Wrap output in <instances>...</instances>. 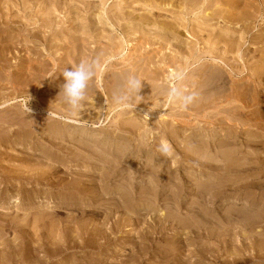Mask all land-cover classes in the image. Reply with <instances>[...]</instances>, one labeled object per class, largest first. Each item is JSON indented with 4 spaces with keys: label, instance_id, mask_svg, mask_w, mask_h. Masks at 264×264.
<instances>
[{
    "label": "rangeland",
    "instance_id": "obj_1",
    "mask_svg": "<svg viewBox=\"0 0 264 264\" xmlns=\"http://www.w3.org/2000/svg\"><path fill=\"white\" fill-rule=\"evenodd\" d=\"M90 1L92 3L90 4L91 6L87 4ZM129 1L37 0L35 5H31L26 10L23 22L25 21L24 23L28 24L26 27L33 29L36 24L40 23L38 20L46 16L50 8L53 11L56 9L54 16L56 19L55 23L58 22V24L56 23L57 25H55L51 34H55L57 37L53 35L49 42H46L45 38H34L33 41H29L30 43L23 37L15 38L18 42V50L22 46L28 45L35 51V57L41 54V59L39 58L41 64L36 63L37 69H41L44 64H48V69L45 72H39L37 83L27 87L26 90H21L22 92L19 95L11 91L13 87H10V83L0 81L3 83L2 87H6L0 90L4 94L6 93V98L3 93L0 94V97L3 95L0 98V103L4 99L6 101L8 97L11 103L14 102V105H12L13 110L10 105H8L10 110L8 107L5 108L10 115L3 108L5 111L0 109V116L6 113L10 117H13V115L15 117L18 113L20 115V111L21 113L22 111L24 113L30 112L33 115H29L30 117H26L23 113L20 115L21 117L17 115L16 117H20V124L13 126H8L7 124V127L5 126L0 131V176H2L0 180L6 177L5 181L0 182V214L9 216V218L17 215L18 217L20 216V219H30V226L26 227L24 235L20 236V238L23 242L32 240L34 243L37 240L51 239L55 241L71 237L70 228L75 224L74 220L79 222V220L93 219L95 223H105L108 227L111 226L113 221H118L117 228L111 235V238H114V249L113 247L104 248L101 253L98 250L87 248L70 249L66 253H55L53 251L46 253L41 250L36 255L34 254V258H42L45 262L44 264L68 263L74 258L80 261L83 256L97 258L99 253L111 255L110 258L107 256L109 258L107 264L110 262L119 263L122 256V258H125L131 251V255L138 251L139 245L137 244L142 241L140 233L145 228L151 230L156 224L154 220L157 217H163L164 215H170L171 217L172 214V222H166L167 229L161 234L152 232V235L154 234L152 236L153 245L152 249L148 251L151 253L146 252V255L143 254L144 257L141 256V259L138 256L137 264H159L162 261L164 262L161 264H264V141L262 142L264 137L257 134V132L264 134V92H260L258 97L252 98L251 96L253 87H255L253 86L254 82L257 83L258 80V78H255L254 71L264 66V58L261 52L264 50V46L260 43L264 39V0H213L214 3L218 1V4L216 5L215 3L214 5L212 2L213 6L210 7V10L205 9L206 11H202L203 14L207 12L208 18L210 16L213 20L205 18L206 14L203 15L204 17L201 16L202 13L199 9L198 11L196 9L197 12L193 11L192 14L184 15V19L179 11L185 7L187 8L188 5L185 6L184 2H182L183 0L166 2L167 4L171 3L169 8L175 10L172 11L173 13H165L162 9L165 6L164 3H162L161 7L159 6L163 11L154 4L141 2L140 6L137 3L135 5L138 8L135 6L136 13L133 21L141 23L140 18L142 16L144 18L150 17L153 21L148 18V22L152 23L145 24V31L147 30L149 34L146 31L144 36L139 24L134 23L137 26L132 23V25H127L126 29H129L131 33L130 39L126 38L121 27L116 25L121 20L118 22L114 21L115 24L113 25L114 22L110 18L113 14L119 12L121 7H127ZM249 1L252 5L251 7L248 5V8H245V12L253 13L251 14L252 16H246L248 20H245V15H247L245 13L238 22H228L227 19L230 20L232 18L234 20L238 17L242 9L246 7L244 4L246 3L245 5H247ZM7 2V4L4 0L0 2V8L4 9L5 12L7 7H9L8 5L10 3V5L14 4L15 1L9 0ZM238 2H242V4H238ZM45 5L47 6L46 8ZM232 5L241 6L238 9H230ZM154 6L158 7L159 10ZM240 8H242L241 11ZM137 9L139 10L137 11ZM214 10L217 14H215L216 16H211ZM157 12L163 13V16L157 19L155 15ZM208 13L211 14L208 15ZM222 13L225 18L219 15ZM153 16L155 17L154 19ZM89 20H91L90 24H88ZM122 21L125 20L122 19ZM162 23L165 26L168 25V27L173 24L175 25L172 26L173 28L177 27L176 29L171 27L167 30L168 28L163 26ZM161 24L162 28H165L164 30L160 28ZM239 25L242 28L232 35L236 41L241 37L245 38L243 49L238 55L236 48L231 51L226 50V45L224 46L223 44L224 40L220 37L228 32L233 34L235 31L234 27ZM13 29L22 30L21 27H14ZM32 29L31 31L34 30ZM172 29L174 32H171ZM47 32L40 31L39 33L43 36L48 35L49 33ZM25 33L22 32L21 34ZM84 33H88L85 35L87 38H90L91 34L93 35L94 33L96 36L99 35V37L104 34L106 38L110 36V38L120 40L122 43L115 39L119 45H122L119 50L116 48L118 52L115 51L114 54L113 51L114 55L109 50L105 54L106 58L105 56L103 57L105 62L100 60L101 67L97 70L99 74L96 72L97 75H95L93 81L89 82L82 111L80 110L79 112L70 109L59 94L61 86L65 83L61 70L64 68L70 69L82 60L91 59L89 58L90 52H88V48L94 47L96 43L92 41V37L89 39L92 43L87 45L83 43V39L77 40L82 38ZM230 33L228 34L230 35ZM139 34L143 38L135 44V41L132 40L137 38ZM53 37L55 38L53 39ZM217 38H220V40ZM137 40L139 39L137 38ZM216 40L219 42L216 44V46L218 45V51L214 45ZM240 40L243 41L242 39ZM155 42L158 43L156 44ZM159 42L160 44L162 43L161 46H158L160 45ZM143 43H145L146 48ZM251 43L253 44L251 45ZM49 45L51 48H48ZM85 47L87 52L84 51ZM71 48L75 49V52ZM206 48L213 49L219 53V57L223 56L222 58L225 57V59L228 57L227 61L230 65L232 63L231 66H235V70L228 66L227 61L228 65L226 66L218 63L216 59L210 58L208 53H206ZM25 53L22 51V54ZM241 53L244 56L243 59L240 57ZM183 55L188 56L183 58ZM61 56L66 57L65 60H61ZM234 58L238 61L233 60ZM42 59H46V63ZM20 60L22 59L11 57L9 60L11 62L10 65L16 68L21 63ZM102 62L104 63L102 64ZM218 65H222V67ZM107 69L113 70L112 74L116 82L113 84L115 89H112L114 93L112 92L111 95L107 91L108 88L103 89L101 80L103 79L104 82L108 81L107 77L109 75L103 74L104 71H108ZM143 70H145L144 73H142ZM171 70H174V74L177 72L183 73L184 78L179 81L173 79L174 75ZM207 70H210V72ZM29 72V69L26 68L21 73H24V76H28V74L30 76L31 73ZM206 72L213 79L215 76H220L217 78L219 82L215 80L222 85L221 87H227L226 90L222 89L216 96H213L214 100L213 98L208 99L212 95L204 97V99L197 95V100L190 104L187 109H182L178 103L168 100L167 90L169 88L178 87L182 91L187 90L189 86L187 85V87L185 84H189L191 80L201 79L204 81ZM195 74H198L197 77ZM129 75H135L140 80L143 79L141 82L142 87L138 92L139 96H136L129 106L116 105L113 103L112 97L123 90L126 77ZM200 75L203 78H200ZM207 79L206 81H208ZM230 86H235L234 88L241 86L251 88L252 86L253 89L249 88V94L243 97L239 91L234 92L235 95L232 94L233 90L230 89ZM9 92L11 95L7 94ZM194 92L196 93L197 90ZM105 95H108V97L105 98ZM15 97L17 98L15 99ZM226 97H229L228 99L236 98V101L233 100V107L232 105H225L227 102ZM212 100L216 101L214 105H212L213 102H210ZM197 101H199L198 104ZM209 104L212 106L210 105L211 107H209ZM237 104L239 111L238 114H234L233 111L237 109L235 107ZM36 105H40L38 107L46 106L45 108L49 112L34 109ZM216 105L221 107L217 108ZM205 106L206 108H204ZM224 106L230 110L220 111L224 109ZM240 106L244 108L241 109ZM231 108L233 111H231ZM29 109L32 110L29 111ZM234 116L237 118L235 119ZM1 117L0 122L4 118H9L8 116L5 117V114L3 119ZM27 119L30 121V125L26 123L29 122ZM123 122L127 126L123 125ZM21 123L28 125V127L24 125V128L27 127V134L18 133V137L17 133H15V136H13L12 132L15 126H23ZM21 126L16 128L18 129ZM37 127L42 128L38 129ZM47 127L49 128L47 129ZM250 131L252 132L250 133ZM230 150L235 153L230 154ZM50 151H52L53 157L47 155L46 152ZM46 168H49V170ZM13 172L27 182L25 180L12 181L13 176H15ZM44 173L50 175L46 174L43 177H36V175ZM28 176L30 177L29 179L27 178ZM46 176L49 180L46 179ZM253 179L257 181L261 179L260 182L262 181L263 186L260 189L251 188V183L257 182ZM219 182L220 184H218ZM103 183L108 185L111 183V187L129 192L131 199L122 198L119 194L104 192L101 195V199L96 203H92L89 200L86 203L78 201L73 204L65 203L73 198L75 194L77 195L80 189L84 195H87L92 190H99L100 186H104ZM224 183L227 184L225 185ZM241 186L249 189L241 191ZM16 189L18 191L20 189L18 196ZM16 197L19 200H16ZM129 202L131 203L130 208H124L125 204H129ZM108 206H111L114 210L119 207V211L116 212V218L107 220ZM100 208H102V212L99 211ZM192 215L195 216L193 217ZM36 216V219L43 218L39 219V223L34 224L33 220L35 219L33 217ZM195 217H198V220L203 219L205 225L201 221L202 223L200 222L201 224H199L201 227L193 229L194 224L191 221L195 222ZM68 220H72L73 223L72 221L69 223ZM65 233L69 236H66ZM14 236L13 232L6 231L4 239L12 241L15 238ZM127 238L131 241L127 242ZM132 241L137 243L136 246L132 247ZM168 252L170 256L166 254ZM30 256L34 259L33 253L31 255L25 253L23 263H27L26 260L30 259ZM167 260L172 261L169 263Z\"/></svg>",
    "mask_w": 264,
    "mask_h": 264
},
{
    "label": "bare ground",
    "instance_id": "obj_2",
    "mask_svg": "<svg viewBox=\"0 0 264 264\" xmlns=\"http://www.w3.org/2000/svg\"><path fill=\"white\" fill-rule=\"evenodd\" d=\"M1 1H3V0H0V2ZM5 1V3L7 4L8 2L7 1H9V0H4ZM11 1V0H10ZM15 2H14V4H12V5H8L9 7H7V5H6V7H7V11L5 12L4 11V9L2 10V8H0V81L2 80V81H6V82H8V83H10L11 84V86L9 85V84H7L8 86H10L11 88L13 87V90L11 89V91H13V93L15 92L17 95H19V93L20 92H22L23 90H26V88L27 87H30V86H32V84L34 85L35 83H37V81H38V79H39V72H42V71H46V69H48L47 68V66H48V64H44L43 66H42V68L41 69H37V67H36V63H40V55L41 54H39V56H37V57H35V54L36 53H34L35 51L34 50H32L30 47H28V45L27 46H25V47H23L22 46V48H20L19 50H18V42L15 40V38H17V37H23V38H25L26 39V41L27 42H29V41H33L34 40V38H45V41L46 42H49L50 41V38L54 35L55 37H57L55 34H51V32L54 30V27H55V25H57L58 24V22H56L55 23V16H54V13H56V9H54V11H53V9H49L48 10V13L46 14V16H44L42 19H40V20H38L40 23L39 24H36V26L32 29V28H28V27H26L27 25L23 22V19H24V17H25V12H26V10L29 8V7H31V5H35L37 2V0H14ZM83 1H85V0H83ZM89 1V0H88ZM167 1H172V0H130L128 3V6H127V4H126V6L127 7H125V6H123V7H121L120 8V11L119 12H116V14H113L110 18L112 19V21L114 22V21H116V22H118V21H120L121 20V22H118V24L116 23V25H117V27H121V29H122V32H124L125 33V37L127 38H129L130 39V37H131V33H130V30L128 29H126V27H127V25H129V24H134V23H137V24H139L140 26H141V28H142V32H143V36L145 35V33H146V31H145V27H146V25L145 24H150V23H152V22H148L149 20H148V18H150V17H145L144 18V16H142L141 18H140V20H141V23H138V22H135V21H133V17H134V15H135V11H136V7H137V5H135V4H137V3H141V2H143V3H150V4H154V5H157L158 7L160 6H162V3H164L165 4V6L164 7H162V9L165 11V13L166 12H172V11H175V10H172L171 8H169V6L171 7V3H166ZM220 1V0H219ZM239 1V0H238ZM244 1V0H243ZM45 2V1H44ZM57 2V1H56ZM59 2V1H58ZM175 2V1H174ZM182 2H184V4H185V6H187L188 5V7L186 8H182L183 10H180L179 12H180V14L184 17V15H186V14H192L193 13V11H196V9H197V11H198V9L199 10H201L200 12L202 13V11L203 10H210V7H212L213 5H212V2H213V0H183ZM236 2V1H235ZM247 2V1H246ZM258 2V1H257ZM13 3V2H12ZM49 3V2H48ZM55 3V2H54ZM173 3V2H172ZM178 3V2H177ZM214 3V2H213ZM216 3V5L218 4V1H216L215 2ZM215 3H214V5H215ZM234 3V2H233ZM232 3V4H233ZM242 4V2H238V4ZM244 3V2H243ZM50 4V3H49ZM56 4V3H55ZM88 5H90V4H92L91 3V1H90V3H87ZM142 4V3H141ZM141 4H140V6H141ZM160 4V5H159ZM231 4V3H230ZM246 4V3H245ZM244 4V6H246V7H244V9H242V8H240V11H241V9H242V11L240 12L241 14L238 16V17H234L235 19L234 20H232V18H230V20L229 19H227L228 20V22H235V21H237L238 22V20H240L242 17H243V15H245V13L247 14V15H245V17L246 16H250L251 14H253V13H251L250 14V12L248 13V11H246L245 12V8H248V5L251 7V3H250V1L248 2V4L247 5H245ZM264 4V3H263ZM51 5V4H50ZM173 5V4H172ZM182 5V4H181ZM220 5V4H219ZM257 5V4H256ZM55 6V5H54ZM91 6V5H90ZM122 6V5H121ZM136 6V7H135ZM230 6V5H229ZM241 5H232L231 7L232 8H230V9H238L239 7H240ZM243 6V5H242ZM262 6V5H261ZM47 6L45 5V8H46ZM118 7V6H117ZM154 7H156V6H154ZM158 7H156L157 9H158ZM159 7V9H161ZM178 7V6H177ZM183 7H184V5H183ZM249 7V8H250ZM253 7V6H252ZM257 7V6H256ZM16 8H17V10H16ZM87 8V7H86ZM138 8V7H137ZM140 8V7H139ZM216 8V7H215ZM220 8V7H219ZM24 9V10H23ZM116 9H119V8H116ZM158 9V10H159ZM161 9V10H162ZM227 10H228V8H226ZM226 9H225V12H226ZM47 10V9H46ZM110 10H113V9H110ZM139 9H137V11H138ZM162 10V11H163ZM205 10V11H206ZM220 10V9H219ZM248 10V9H247ZM250 10V9H249ZM255 10V9H254ZM196 11V12H197ZM223 11V10H222ZM259 11H260V9H259ZM109 12V11H108ZM204 12V11H203ZM228 12V11H227ZM235 12V11H234ZM111 13V12H110ZM173 13V12H172ZM207 13V12H206ZM205 13V14H206ZM244 13V14H243ZM260 13V12H259ZM150 14V13H149ZM169 14V13H168ZM167 14V15H168ZM205 14H201V16H203V15H205ZM211 13H208V15H210ZM215 14H217L216 12H215V10H214V13H213V15H211V16H216ZM232 14V13H231ZM262 14V13H261ZM140 15H142V14H140ZM147 15V14H146ZM152 15H153V13H152ZM156 15V18L158 19V18H161L162 16H163V13H158L157 12V14H155ZM220 16H224V18H225V15H223V13L222 14H219ZM235 15V14H234ZM190 16V15H189ZM252 16V15H251ZM109 17V16H108ZM152 17V16H151ZM204 17V16H203ZM208 18V16H207V14L205 15V18ZM109 18V19H110ZM155 17L153 16V19H154ZM181 18V17H180ZM201 18V17H200ZM209 18H211L210 16H209ZM208 18V19H209ZM226 18H227V16H226ZM110 19V20H111ZM122 19H124L125 21H122ZM151 19V18H150ZM184 19H185V17H184ZM207 19V20H208ZM212 20H213V18H211ZM247 19V17L245 18V20ZM152 20V19H151ZM188 20H191V19H188ZM206 20V21H207ZM215 20V19H214ZM224 20V19H223ZM245 20H243V21H245ZM248 20V19H247ZM249 20H250V18H249ZM252 20V19H251ZM37 21V22H38ZM153 21V20H152ZM21 22H22V24H21ZM90 22H91V20H89V23L88 24H90ZM165 22V21H164ZM168 22V21H167ZM176 22V21H175ZM182 22V21H181ZM240 22V21H239ZM24 23V24H23ZM28 23V22H27ZM156 23V22H155ZM159 23V22H158ZM179 23V22H178ZM115 24V22L113 23V25ZM131 24V25H132ZM157 24V23H156ZM163 24V23H162ZM162 24H161V27L160 28H162L163 26H165L164 24H163V26H162ZM136 24H134V26H135ZM85 26V25H84ZM137 26V25H136ZM139 26V27H140ZM159 26V25H158ZM172 26H175L174 24L172 25ZM171 26V27H172ZM14 27H21V31H18V30H14L13 28ZM88 27V26H87ZM114 27V26H113ZM148 27V26H147ZM165 27H167L168 29L167 30H169L171 27H168V25L167 26H165ZM177 27V26H176ZM176 27L175 28H173V29H176ZM85 28V27H84ZM131 28V27H130ZM179 28V27H178ZM235 28V31L233 32V34L232 33H230V32H228V33H230V35L228 34V33H226V34H224V35H222V37H220L222 40H224V46L226 45V50H228V51H231V50H233V49H235L236 48V51H238L237 53H238V55L240 54V52L242 51V49H243V45L245 44V38L244 37H241L240 39H242L243 41H241L240 39L238 40V41H236L235 40V38L232 36V35H234V33H237L238 32V29H240V28H242V26L241 25H239V26H236V27H234ZM249 28V27H248ZM31 29L33 30V31H31ZM134 29V28H133ZM163 29V28H162ZM165 29V28H164ZM163 29V30H164ZM173 29H172V31L171 32H174L173 31ZM214 29V28H213ZM141 30V29H140ZM227 30V29H226ZM40 31H44V32H47V33H49L48 35H43L42 36V34L40 35ZM102 31V30H101ZM161 31V30H160ZM229 31V30H228ZM22 32H26L25 34H21ZM142 32H141V35H142ZM201 32V31H200ZM240 32V31H239ZM14 33V35H12ZM43 33V32H42ZM147 33H148V31H147ZM167 33V32H166ZM261 33V32H260ZM88 34V33H87ZM87 34H85L84 33V36L82 37V38H78L77 40H82L83 39V43L84 44H90V43H92V42H90L89 41V39L92 37L93 38V40L92 41H94L96 44L94 45V47H90V48H88L89 49V51L88 52H90V54H89V58H99L100 60H102V61H104L105 62V60H103V59H105L106 58V56H105V54L106 53H108L109 52V50H110V52L112 53V55H114L115 54V51H116V48L119 50L120 49V46L122 45V44H120L119 45V43L116 41V40H118V39H116V38H110V36H108L107 38H106V36L103 34H101L100 35V37H99V35L98 36H96L95 35V33L92 35L91 34V36H90V38L88 37L87 38V36H85V35H87ZM97 34V33H96ZM149 34V33H148ZM81 35V34H80ZM147 35V34H146ZM157 35V34H156ZM89 36V35H88ZM179 37H180V35H178ZM177 36V37H178ZM193 36V35H192ZM55 37H53V39L55 38ZM81 37V36H80ZM102 37V38H101ZM113 37V36H112ZM197 37V36H196ZM201 37V36H200ZM216 37V36H215ZM74 38V37H73ZM133 38V37H132ZM137 38L139 39V40H137ZM137 38H133V40L132 41H135V44L137 43V41L139 42L143 37L142 36H140V34H139V36L137 37ZM173 38V37H172ZM181 38V37H180ZM191 38V37H190ZM220 38L218 39V40H220ZM239 38V37H238ZM258 38V37H257ZM262 38V37H261ZM75 39V38H74ZM105 39V40H104ZM107 39V40H106ZM116 39V40H115ZM149 39V38H148ZM176 39H178V38H176ZM197 39H198V37H197ZM41 40V39H40ZM44 40V39H43ZM72 40V39H71ZM157 40V39H156ZM169 40V39H168ZM218 40H216L215 42V46H216V44H218L219 42H218ZM261 40V39H260ZM120 43H122L120 40H118ZM146 41H147V39H146ZM160 41V40H159ZM259 41V40H258ZM142 42H143V40H142ZM194 42H195V40H194ZM197 42V41H196ZM30 43V42H29ZM147 43V42H146ZM156 43V42H155ZM154 43V44H155ZM158 43V42H157ZM156 43V44H157ZM174 43V42H173ZM198 43V42H197ZM209 43H210V41H209ZM259 43V42H258ZM260 43L262 44V46H264V39H262L261 41H260ZM140 44H141V42H140ZM145 43H143V46H145L144 45ZM153 44V43H152ZM159 44H160V42H159ZM253 43H251V45H252ZM30 45V44H29ZM53 45V44H52ZM51 45V46H52ZM138 45V44H137ZM162 45V43L160 44V45H158V46H161ZM250 45V46H251ZM259 45V44H258ZM69 46V45H68ZM125 46V45H124ZM142 46V47H143ZM154 46V45H153ZM166 46V45H165ZM218 46V45H217ZM217 46H216V49H217ZM222 46V45H221ZM249 46V47H250ZM155 47V46H154ZM153 47V48H154ZM17 48V49H16ZM48 48H51L50 47V45H49V47ZM75 49H76V47H74ZM145 48H146V46H145ZM150 48V47H149ZM162 48H165V47H162ZM209 48V47H208ZM225 48V47H224ZM262 48V47H261ZM74 49V50H75ZM86 49V47L84 48V51H86L85 50ZM115 49V50H114ZM123 49V48H122ZM140 49V48H139ZM138 49V50H139ZM148 49V48H147ZM157 49V48H156ZM155 49V50H156ZM201 49V48H200ZM207 49V48H206ZM215 49V50H216ZM17 50V51H16ZM71 50H73L72 48H71ZM73 50V51H74ZM150 50V49H149ZM225 50V51H226ZM248 50V49H247ZM22 51H24V52H26L25 54H22ZM68 51V50H67ZM83 51V52H84ZM113 51H114V54H113ZM146 51V50H145ZM151 51V50H150ZM184 51V50H183ZM188 51H190V50H188ZM208 51V52H207ZM207 51H206V53H208V55H209V57L210 58H213L214 60L216 59V61L218 62V63H221V64H225L226 66L228 65L231 69H233V70H235L234 69V65L233 66H231L232 65V63H231V65H230V63L227 61L228 60V57H227V59H225V57L224 58H222L221 56L219 57V53H217V52H215L213 49H207ZM217 51H218V49H217ZM220 51V50H219ZM223 51V50H222ZM224 51V52H225ZM250 51V50H249ZM75 52V51H74ZM73 52V53H74ZM79 52H80V50H79ZM82 52V53H83ZM87 52V51H86ZM116 52H118V51H116ZM146 52H148V51H146ZM181 52V51H180ZM262 52V57L264 58V50H262L261 51ZM28 53V55H26ZM31 53V54H30ZM44 53V52H43ZM222 53V52H221ZM243 53V52H242ZM241 53V58L243 59L244 58V56H243V54ZM61 54V53H60ZM80 54H81V52H80ZM110 54V53H109ZM224 56H225V54L224 53H222ZM45 55H47V54H45ZM83 55V54H82ZM84 55H85V52H84ZM111 55V56H112ZM199 55V54H198ZM203 55V54H202ZM205 55V54H204ZM218 55V56H217ZM247 55V54H246ZM68 56V55H67ZM81 56V55H80ZM87 56H88V54H87ZM105 56V58H103ZM110 56V55H109ZM109 56H108V58H109ZM141 56V55H140ZM140 56H139V58H140ZM185 55H183V58H187V56L188 55H186L185 57H184ZM228 56V55H227ZM11 57H18L19 59H22V60H20L21 61V63L20 64H18L17 66H16V68H14V67H12L13 65H10L11 64V62L9 61L10 59H11ZM24 57V58H23ZM49 57H50V55H49ZM114 57V56H113ZM144 57V56H143ZM149 57V56H148ZM199 57V56H198ZM217 57H219V58H217ZM40 58V59H39ZM44 58H46V56H44ZM65 58L66 57H63V56H61L60 57V59L61 60H65ZM138 58V57H137ZM196 58V57H195ZM48 59V58H47ZM110 59H111V57H110ZM159 59H161V58H159ZM163 59V58H162ZM176 59H177V56H176ZM176 59H174V60H176ZM179 59V58H178ZM237 59H238V57H237ZM237 59H233V60H236V61H238ZM40 60V61H39ZM43 60V59H42ZM107 60H109V59H107ZM106 60V61H107ZM187 60V59H186ZM232 60V61H233ZM245 60H247V59H245ZM259 60V59H258ZM45 63H46V59H44L43 60ZM49 61V60H48ZM57 61V60H56ZM185 61V60H184ZM188 61V60H187ZM226 61H227V63H226ZM229 61H231V60H229ZM235 61V62H236ZM251 61V60H250ZM10 62V63H9ZM101 62V61H100ZM104 62H102V64L104 63ZM156 62H157V60H156ZM163 62V61H162ZM167 62V61H166ZM175 63H176V61H174ZM205 62V61H204ZM35 63V64H34ZM215 63V62H214ZM237 63H239V62H237ZM241 63V62H240ZM243 63V62H242ZM41 64V63H40ZM50 64V63H49ZM110 64V63H109ZM234 64V63H233ZM247 64V63H246ZM257 64V63H256ZM264 64V63H263ZM38 65V64H37ZM101 65V64H100ZM204 65V64H203ZM216 65V64H215ZM250 65V64H249ZM112 66V65H111ZM131 66V65H130ZM185 66V65H184ZM217 66V65H216ZM218 66H221L222 67V65H218ZM50 67V66H49ZM101 67V66H100ZM99 67V68H100ZM119 67V66H118ZM133 67V66H132ZM146 67V66H145ZM12 68H14L13 70H12ZM26 68H28L29 69V73H31V77L29 76V74H28V76H24L21 72H23ZM40 68V67H39ZM106 68H107V66L105 67V70H106ZM136 68V67H135ZM134 68V69H135ZM156 68V67H155ZM154 68V69H155ZM209 68V67H208ZM217 68H219V69H221L220 67H217ZM114 69V68H113ZM138 69H140V68H138ZM202 69V68H201ZM212 69V68H211ZM99 70V69H98ZM108 70V69H107ZM110 70V71H109ZM108 71H104L103 72V74H105V75H109L107 78H108V81H106V82H104V80L103 79H101L102 80V82H103V89H107L108 88V90L107 91H109L110 92V95H111V93L113 92V90L112 89H115L114 87L115 86H113V84H114V82H115V78H114V75L112 74L113 73V70L112 69H109ZM120 70H122V69H120ZM146 70V69H145ZM145 70H143V72L142 73H144V71ZM199 70V69H198ZM6 71H7V74H6ZM60 71V70H59ZM132 71V70H131ZM135 71V70H134ZM152 71V70H151ZM172 71V73H173V75H174V70H171ZM207 71H209L210 72V70H207ZM225 71V70H224ZM98 72V71H97ZM101 72V71H100ZM205 72V71H204ZM214 72V71H213ZM233 72H235V71H233ZM237 72H239V71H237ZM255 73H254V75L256 76L255 78H258V80H257V83L256 82H254V85L253 86H255V87H253L252 88V86H251V88L253 89V92H251V93H253L251 96H252V98H254V97H258V95L260 94V92H264V66H262L260 69H257L256 71H254ZM132 73V72H131ZM135 73V72H134ZM159 73V72H158ZM161 73V72H160ZM215 73V72H214ZM240 73V72H239ZM98 74H99V72H98ZM163 74V73H162ZM210 74V73H209ZM219 74V73H218ZM97 75V74H96ZM161 75V74H160ZM194 75V74H193ZM198 75V74H197ZM197 75L195 74V76L197 77ZM205 75V74H204ZM251 75V74H250ZM152 76V75H151ZM158 76V75H157ZM202 75H200L199 77L200 78H203V77H201ZM210 76V75H209ZM208 76V73L206 72V75L204 76V81H202L201 79V81L200 80H191V82L188 84H185L186 86L188 85L189 86V89H185V90H183L185 93H192V92H194V91H196L197 90V95H199L201 98H203L204 99V97H208L209 95H212V96H209V97H211V98H209L208 97V99H212L213 98V96H216L217 95V93L220 91L221 92V90L222 89H227V87H221L222 85L221 84H218L217 83V78H219L218 76H215L214 77V79H213V77L211 78V77H209ZM214 76V75H213ZM223 76V75H222ZM3 77V78H2ZM106 77V76H105ZM150 77V76H149ZM209 77V79H207ZM106 78V79H107ZM127 78V77H126ZM254 78V77H253ZM155 79H156V77H155ZM155 79H154V81H155ZM186 79H187V77H186ZM195 79V78H194ZM206 79L208 80V81H206ZM217 81H216V80ZM143 80V79H142ZM153 80V79H152ZM162 80V79H161ZM93 81V80H92ZM118 81V80H117ZM256 81V80H255ZM49 82V81H48ZM181 83H182V81H180ZM187 82V81H186ZM219 82V81H218ZM253 82V81H252ZM116 83V82H115ZM122 83V82H121ZM232 83V82H231ZM256 83V84H255ZM3 83L2 82H0V90H2V88L3 89H5L4 87H2L3 85H2ZM5 84V83H4ZM109 84H111V85H109ZM118 84V83H117ZM116 84V85H117ZM226 84V83H225ZM145 85V84H144ZM153 85H154V83H153ZM227 85V84H226ZM120 86V85H119ZM184 86V85H183ZM186 86H185V88H186ZM187 86V87H188ZM233 86V85H232ZM56 87V86H55ZM158 87V86H157ZM163 87V86H162ZM229 87V86H228ZM231 87V86H230ZM235 87V86H234ZM234 87H231L230 89H232L233 90V93L232 94H234V92H240L239 94L240 95H243V97H246L248 94H249V92H250V89L248 88V87H245L244 88V86H241V87H243V88H241V87H236V88H234ZM89 88V87H88ZM167 88V87H166ZM9 89V88H8ZM116 89H117V87H116ZM120 89V88H119ZM22 90V91H21ZM224 90V91H225ZM89 91V90H88ZM98 91V90H97ZM115 91V90H114ZM119 91V90H118ZM155 91V90H154ZM213 91H214V93H213ZM5 92V91H4ZM108 92V93H109ZM223 92V91H222ZM1 93H3L2 91H0V94ZM12 93V92H11ZM14 93V94H15ZM114 93V92H113ZM116 93V92H115ZM4 94V93H3ZM6 94V93H5ZM4 94V97L6 98V95ZM7 94H10V92L9 93H7ZM164 94V93H163ZM213 94H215V95H213ZM220 94V93H219ZM11 95V94H10ZM102 95H104V94H102ZM101 95V96H102ZM165 95V94H164ZM229 95V94H228ZM235 95V94H234ZM3 96V95H2ZM1 96V97H2ZM231 96V95H230ZM0 97V98H1ZM8 97V96H7ZM17 97H19V96H17ZM17 97H15V99L17 98ZM96 97V96H95ZM108 97V95H105V98H107ZM161 97V96H160ZM218 97H219V95H218ZM9 98V97H8ZM8 98H7V100L5 101V99L3 100V102L2 103H0V109H5L6 107H8V109H9V107L13 110V108H12V105H14L13 103L14 102H10L11 100H8ZM155 98V97H154ZM227 98V97H226ZM229 98V97H228ZM226 99L227 100V102H226V104L225 105H232V103H234L233 102V100L234 101H236L235 99L236 98H234V99H232L231 97V99ZM14 99V98H13ZM206 99V98H205ZM219 99V98H218ZM91 100V99H90ZM105 100H108V99H105ZM110 100V99H109ZM197 100V99H196ZM213 100H214V98H213ZM210 101L211 103H212V105H214L215 103L214 102H216V101ZM220 100V99H219ZM222 100V99H221ZM103 101V100H102ZM202 101V100H201ZM206 101V100H205ZM209 101V100H208ZM238 101H239V99H238ZM258 101V100H257ZM112 102V101H111ZM198 102L199 101H197V104H198ZM245 102V101H244ZM221 103V102H220ZM255 103V102H254ZM46 104V103H45ZM8 105H10V106H8ZM56 105V104H55ZM211 104H209V107H211L210 106ZM16 106V105H15ZM38 106H40V105H38ZM37 105L34 107V109H40V110H42V111H47V113L49 112V110L47 109V108H45V107H38ZM51 106H52V104H51ZM54 106V105H53ZM60 106V105H59ZM161 106H162V104H161ZM190 106V105H189ZM234 105H232V107H233ZM247 106V105H246ZM49 107V106H48ZM93 107V106H92ZM167 107V106H166ZM195 107V106H194ZM201 107V106H200ZM216 107L218 108V107H221V106H218V105H216ZM215 107V108H216ZM235 107H237V109L236 110H232V108H231V111H233L234 112V114H238V108H239V106H238V104H237V106H235ZM241 107V109L242 108H244L243 106H240ZM250 107V106H249ZM15 108V107H14ZM203 108V107H202ZM204 108H206V106L204 107ZM207 108H208V105H207ZM216 108V109H217ZM3 109V110H4ZM21 109V108H20ZM90 109V108H89ZM92 109V108H91ZM220 109V108H219ZM6 110V109H5ZM4 110V111H5ZM10 110V109H9ZM12 110H11V112H12ZM30 110H32V109H29V111ZM224 110H230V109H228L227 107H225L224 106V109H221L220 111H224ZM3 111V112H4ZM15 111V110H14ZM16 111H18V110H16ZM28 111V110H27ZM26 111V112H27ZM38 111V110H37ZM41 111V112H42ZM82 111V110H81ZM191 111H192V109H191ZM6 112H7V110H6ZM10 112V113H11ZM194 112V111H193ZM250 112V111H249ZM13 114H14V112H12ZM22 113L23 114H25L26 115V117L27 116H29V115H32V113L30 114V112L29 113H24L23 111H22ZM22 113H21V111H20V115H22ZM37 113V112H36ZM39 113V112H38ZM43 113V112H42ZM54 113V112H53ZM190 113V112H189ZM226 113V112H225ZM4 114H5V117H9L8 119L6 118H4L3 119V117H4ZM7 114H9V112H7ZM12 114V115H13ZM33 114H34V112H33ZM51 114H52V112H51ZM230 114H232V113H230ZM3 115V116H2ZM0 117H1V119H3V120H1V122H0V131H1V129H4L5 128V126L8 124V126H10V125H16V124H20V115H19V113L18 114H16V116L18 115V116H20L19 118L18 117H14V115H13V117H10L9 115H6V113H3ZM49 115V114H48ZM52 115H54V114H52ZM84 115V114H83ZM240 115H241V113H240ZM244 115V114H243ZM249 115H250V113H249ZM33 116V115H32ZM40 116V115H39ZM57 116V115H56ZM186 116V115H185ZM184 116V117H185ZM233 116V115H232ZM23 118H24V116H22ZM30 117V116H29ZM118 118V117H117ZM234 118L236 119L237 117L236 116H234ZM245 118V117H244ZM30 119V118H29ZM34 119V118H33ZM250 119V118H249ZM28 120V119H27ZM232 120V119H231ZM264 120V119H263ZM29 121V120H28ZM44 121V120H43ZM57 121H58V119H57ZM123 121V120H122ZM125 121V120H124ZM132 121H135V120H132ZM139 121V120H138ZM164 121V120H163ZM168 121V120H167ZM242 121V120H241ZM22 122V121H21ZM24 122V121H23ZM41 122V121H40ZM47 122V121H46ZM137 122V121H136ZM26 123H28V125H30V121L29 122H26ZM59 123V122H58ZM124 123V122H123ZM179 123V122H178ZM240 123H242V122H240ZM22 124V123H21ZM130 124V123H129ZM137 124V123H136ZM211 124V123H210ZM23 125V124H22ZM25 125V124H24ZM24 125L23 126H21V125H18V126H21V127H19L18 129L16 128V127H18V126H15V128H14V131L12 132V135L13 136H15V133H17V135H18V133H26V132H28V130H27V127H28V125H25V126H27V127H25L24 128ZM123 125H125V123L123 124ZM135 125V124H134ZM32 126V125H31ZM125 126H127V125H125ZM138 126H140V125H138ZM7 127V126H6ZM35 127V126H34ZM57 127V126H56ZM122 127V126H121ZM124 127V126H123ZM38 128V127H37ZM40 128V127H39ZM38 128V129H39ZM42 128V127H41ZM40 128V129H41ZM49 127H47V129H48ZM53 129H54V127H52ZM133 128H134V126H133ZM44 129V128H43ZM45 129H46V127H45ZM51 129V128H50ZM56 129V128H55ZM247 129V128H246ZM12 130V129H11ZM7 131V130H6ZM84 131V130H83ZM238 131H240V130H238ZM248 131V130H247ZM5 132V131H4ZM244 132V131H243ZM252 131H250V133H251ZM8 133H9V131H8ZM94 133V132H93ZM179 133V132H178ZM256 133V132H255ZM2 134V133H1ZM27 134V133H26ZM257 134H259V135H261V136H263L264 137V134L263 133H258L257 132ZM3 135V134H2ZM7 135V134H6ZM25 135V134H24ZM4 136V135H3ZM23 136V135H22ZM159 136V135H158ZM8 137V136H7ZM18 137H19V135H18ZM3 138V137H2ZM173 138V137H172ZM7 139V138H6ZM27 139V138H26ZM154 139V138H153ZM0 140H1V138H0ZM10 140H11V138H10ZM148 140V139H147ZM7 141V140H6ZM13 141V140H12ZM53 141V140H52ZM264 140H262V142H263ZM4 143V142H3ZM264 143V142H263ZM29 148V147H28ZM226 148V147H225ZM229 148V147H228ZM31 149V148H30ZM236 149V148H235ZM90 150V149H89ZM180 150V149H179ZM255 150V149H254ZM47 151V150H46ZM53 151V150H52ZM52 151H50V152H46L47 153V155L49 156V155H51V157H53L52 156V154H51V152ZM93 151V150H92ZM231 151V150H230ZM237 152V151H236ZM80 153V152H79ZM186 153V152H185ZM189 153V152H188ZM230 154H234V153H232V151L231 152H229ZM229 154V155H230ZM254 154V153H253ZM57 155V154H56ZM147 156V155H146ZM231 157V156H230ZM72 158V157H71ZM58 159V158H57ZM56 159V160H57ZM223 160V159H222ZM262 160V159H261ZM95 161V160H94ZM229 161V160H228ZM242 161V160H241ZM220 163V162H219ZM227 163V162H226ZM112 164V163H111ZM29 166V165H28ZM228 166V165H227ZM30 167V166H29ZM46 167V166H45ZM233 167V166H232ZM16 168H18V167H16ZM46 169H48L49 170V168H46ZM67 169V168H66ZM17 170V169H16ZM21 170V169H20ZM53 170V169H52ZM10 171H12V170H10ZM104 171V170H103ZM226 171V170H225ZM46 172V171H45ZM51 172V171H50ZM55 172V171H54ZM227 172V171H226ZM14 173V172H13ZM15 174V176H13V179H12V181H20V180H22V181H24L23 179H22V177L21 176H17V173H14ZM46 174H48V173H46ZM45 173L44 174H41V175H36V177L38 176H40V177H43L44 175H46ZM48 175H50V174H48ZM52 175V174H51ZM89 176V175H88ZM0 177H2V176H0ZM5 177V176H4ZM9 177H11V176H9ZM24 177H26V176H24ZM34 177V176H33ZM35 177V178H36ZM47 177V176H46ZM51 177V176H50ZM49 177V178H50ZM80 177V176H79ZM6 178V177H5ZM3 179V178H1V180H0V182H2V181H5L6 179ZM28 179L30 178L29 176L27 177ZM31 178H32V176H31ZM77 178V177H76ZM263 178V177H262ZM38 179V178H37ZM46 179H48V177L46 178ZM9 180V179H8ZM33 180V179H32ZM49 180V179H48ZM254 180V179H253ZM261 180V179H260ZM260 180L259 181H257V180H254V181H257V182H252L251 183V188H261L262 186H263V184L260 182ZM11 181V182H12ZM14 181V182H15ZM35 181V180H34ZM40 182H41V180H39ZM104 181V180H103ZM13 182V183H14ZM18 182H16V183H18ZM25 182H27L26 180H25ZM43 182H44V180H43ZM113 182V181H112ZM108 183V182H107ZM121 183V182H120ZM23 184V183H22ZM104 184V183H103ZM118 184V183H117ZM218 184H220V182L218 183ZM217 184V185H218ZM225 184V183H224ZM227 184V183H226ZM225 184V185H226ZM102 185V184H101ZM223 185V184H222ZM121 186H122V184H121ZM228 186V185H227ZM16 187V186H15ZM65 187V186H64ZM45 188V187H44ZM72 188V187H71ZM76 188V187H75ZM64 189V188H63ZM245 189H249V188H247V187H245V186H241L240 187V190L241 191H245ZM17 190V189H16ZM83 190V189H82ZM91 192V191H90ZM88 193L87 195H84V193L81 191V189H80V191H79V193L76 195L75 194V196H73V198H71L69 201L67 200V202H65L66 204H73V203H75V201H78V202H83V203H86L87 202V200H89V201H91L92 203H96L97 201H99L100 199H101V195H102V193H112V194H119V195H121V197L122 198H127V199H131V194L129 193V192H124V190L123 189H117V188H115V187H111V183H110V185H108V184H104V186H100V189L99 190H92V192L91 193ZM247 192V191H246ZM12 193V192H11ZM20 193V189H19V191L17 190L16 191V194H17V196H18V194ZM215 194V193H214ZM216 194H218V193H216ZM243 194V193H242ZM46 195V194H45ZM9 196V195H8ZM20 196V195H19ZM33 196V195H32ZM70 196V195H69ZM42 197H44V196H42ZM77 197V198H76ZM149 197V196H148ZM201 197V196H200ZM218 197V196H217ZM216 197V198H217ZM9 198V197H8ZM7 198V199H8ZM17 198V197H16ZM74 198H76V199H74ZM28 199V198H27ZM261 199V198H260ZM16 200H19L18 198L16 199ZM122 200H124V199H122ZM258 200V199H257ZM9 201V200H8ZM14 201V200H13ZM125 201H126V199H125ZM5 202V201H4ZM29 202V201H28ZM32 202V201H31ZM43 203V202H42ZM61 204V203H60ZM65 205V204H64ZM112 205V204H111ZM113 205H115V204H113ZM126 206H124V208H130V205H131V203L129 202V204H125ZM166 205V204H165ZM90 206V205H89ZM119 206V205H118ZM149 206V205H148ZM107 207V206H106ZM114 207V206H113ZM117 207V206H116ZM137 207V206H136ZM187 208V207H186ZM121 209H123V208H121ZM147 209V208H146ZM153 209V208H152ZM102 210V208H100V210L99 211H101ZM108 212H107V220H109V219H113L114 217L116 218V212H118L119 211V207H117L115 210L111 207V206H108ZM125 210V209H124ZM131 210V209H130ZM42 211V210H41ZM144 211V210H143ZM38 212V211H37ZM102 212V211H101ZM120 212H121V210H120ZM31 213V212H30ZM45 213V212H44ZM51 213V212H50ZM55 213V212H54ZM19 214V213H18ZM32 214V213H31ZM193 214V213H192ZM195 214V213H194ZM10 215V214H9ZM46 215V214H45ZM173 215V214H172ZM172 215H171V217H170V215L169 216H167V215H164L163 217H161V216H159V217H157V219H155L154 220V222L156 223L154 226H153V228L150 230V229H144L143 231H142V233H140V231H139V233H140V236L142 237V241H141V243L143 244H141V243H139V244H137L135 241H132L131 243L133 244V246L132 247H134V246H136V244L137 245H139V248H138V251H136L133 255H131L130 253L132 252H130L128 255H126L125 256V258H122L121 257V261L119 262V263H113V262H110V263H108V264H137V260H138V256L140 257V259H141V256H143V254H145L146 252H148L150 249H152V245H153V241H152V236L156 233H159V234H161L165 229H167V226H166V222H172L171 220H173V217H172ZM187 215V214H186ZM193 216V215H192ZM195 216V215H194ZM193 216V217H194ZM197 216V215H196ZM227 216V215H226ZM20 217V216H19ZM17 215L14 217H12V218H9V216L7 217V216H5L4 214H0V264H44L45 262L42 260V258H37V259H35L34 257H35V255L37 254V253H39L41 250H43V251H45L46 253L47 252H50V251H53V252H55V253H57V252H59V253H66L68 250H70V249H75V248H87V249H91V250H98V251H100V253H101V251L104 249V248H112L113 247V249H114V242H113V239L114 238H111L112 236V234L115 232V230H116V226H117V224H118V221H113L112 222V224H111V226L110 227H108V226H106L105 225V223H103V224H97V223H95L94 221H93V219H88V220H84V221H80L79 220V222H77L76 220H74V219H72V220H74L75 221V224L70 228L71 230V237H66V238H63L64 237V235H62L63 237V239H58V240H55V241H52L51 239L50 240H48V239H45V240H47V241H45V240H43V241H36L35 243L32 241V240H27L26 242H23L22 240H21V238H20V236H23L24 234V232H25V229H26V227H28V226H30V219H20ZM23 217H26V216H23ZM39 217V216H38ZM48 217V216H47ZM200 217V216H199ZM203 217V216H202ZM239 217V216H238ZM35 220H33L34 221V224L35 223H39L40 222V220L39 219H41V218H43V217H41V218H38V219H36L37 218V216L36 217H33ZM183 218V217H182ZM196 219H195V222L194 221H191V222H193V224H194V226H193V224H192V226H193V229H195L196 227H197V229L198 228H200L201 226L199 225V224H201L202 222H204V220L203 219H201V220H198L197 218L198 217H195ZM52 219V218H51ZM69 219V218H68ZM103 219V218H102ZM194 219V218H193ZM71 220V221H72ZM192 220V219H191ZM58 221V220H57ZM69 221V220H68ZM68 221H67V224H68ZM71 221H69V223L71 222ZM202 221V222H201ZM52 222H54V221H52ZM201 222V223H200ZM244 222H245V220H244ZM49 223V222H48ZM57 223V222H56ZM72 223H73V221H72ZM109 223V222H108ZM178 223V222H177ZM176 223V224H177ZM197 223V224H196ZM45 224V223H44ZM53 224V223H52ZM58 224V223H57ZM186 224V223H185ZM46 225V224H45ZM199 225V226H198ZM203 225V224H202ZM204 225H205V222H204ZM209 225V224H208ZM53 226V225H52ZM51 226V227H52ZM214 226V225H213ZM44 227V226H43ZM42 227V228H43ZM48 227H49V225H48ZM207 227V226H206ZM65 228V227H64ZM205 228V227H204ZM29 229V228H28ZM38 229V228H37ZM56 229V228H55ZM66 229V228H65ZM67 229H69V228H67ZM193 229H192V231H193ZM6 231H9V232H13L14 233V239L12 240V241H8L7 239H4V236H5V232ZM67 231V230H66ZM191 231V232H192ZM69 232V231H68ZM131 232H133V231H131ZM152 232H154V234L152 235ZM194 232V231H193ZM197 232V231H196ZM8 233V232H7ZM61 234H62V232H61ZM66 234V236H69V235H67V233H65ZM133 234H134V232H133ZM214 234V233H213ZM57 235V234H56ZM129 236V235H128ZM209 236V235H208ZM12 237V236H11ZM53 238V237H52ZM61 238V237H60ZM37 239V238H36ZM125 239V238H124ZM132 239V238H131ZM141 239V238H140ZM41 240V239H40ZM54 240V239H53ZM103 240V241H102ZM127 240V242L128 241H131L129 238H127L126 239ZM139 240V239H138ZM141 244V245H140ZM197 244V243H196ZM129 245V244H128ZM116 246V245H115ZM117 246H118V244H117ZM225 246V245H224ZM242 248V247H241ZM170 249V248H169ZM244 249V248H243ZM168 250V249H167ZM166 250V251H167ZM26 251V252H25ZM170 251H172V250H170ZM186 251V250H185ZM242 251V250H241ZM25 253H28V255H31L32 253H33V258L34 259H32V256H30V259H28V260H26V262L27 263H23V256H24V254ZM99 253V252H98ZM99 253V256L97 257V258H90V257H87V256H83V258H81L80 259V261H78L76 258H74V259H72L71 260V262H68V263H60V264H107V262H108V259L111 257V255H107V254H100ZM149 253V252H148ZM151 253V252H150ZM149 253V254H150ZM176 253V252H175ZM35 254V255H34ZM166 254H169V252L168 253H166ZM146 255V254H145ZM173 255V254H172ZM175 255V254H174ZM203 255V254H202ZM46 256V255H45ZM95 256V255H94ZM109 258H108V257ZM169 256H170V254H169ZM37 257V256H36ZM115 257V256H114ZM144 257V256H143ZM173 257V256H172ZM188 257V256H187ZM27 258V257H26ZM113 258V257H112ZM117 258V257H116ZM171 258V257H170ZM46 259V258H45ZM163 259V258H162ZM173 260V259H172ZM171 260V261H172ZM52 261V260H51ZM62 261H64V260H62ZM171 261L169 260H167V262H169V263H171ZM164 261H162V262H158L159 264H161V263H163ZM54 263V262H53ZM183 263V262H182ZM56 264V263H55ZM166 264V263H165ZM185 264V263H184ZM191 264H193V263H191Z\"/></svg>",
    "mask_w": 264,
    "mask_h": 264
},
{
    "label": "clouds",
    "instance_id": "obj_3",
    "mask_svg": "<svg viewBox=\"0 0 264 264\" xmlns=\"http://www.w3.org/2000/svg\"><path fill=\"white\" fill-rule=\"evenodd\" d=\"M100 59L92 58L82 60L74 67L62 69L65 83L61 86L59 96L63 102L72 110L80 112L87 94L89 82L92 81L100 67ZM179 81L184 78V74L177 72L172 77ZM142 80L135 75L126 78L124 88L121 92L114 94L112 99L116 105L129 106L138 95L142 87ZM167 98L171 102H176L182 109H187L197 99V93H185L178 87H171L167 90Z\"/></svg>",
    "mask_w": 264,
    "mask_h": 264
}]
</instances>
